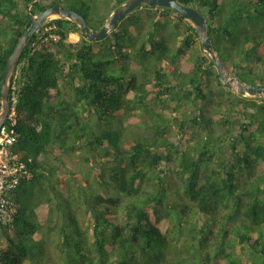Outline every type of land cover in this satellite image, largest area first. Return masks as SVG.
Masks as SVG:
<instances>
[{
	"label": "trees",
	"instance_id": "1",
	"mask_svg": "<svg viewBox=\"0 0 264 264\" xmlns=\"http://www.w3.org/2000/svg\"><path fill=\"white\" fill-rule=\"evenodd\" d=\"M127 1L0 0V109L8 60L32 16L61 6L99 31ZM177 1L205 16L230 74L264 87V0ZM42 36L49 43L34 48ZM199 39L187 18L148 5L103 41L66 18L44 24L10 89V100L14 93L19 100L13 150L31 177L12 196L14 228L4 232L0 264H264V98L228 91L209 56L179 69ZM162 106L173 120L157 111ZM144 114L150 123L134 130ZM227 142L230 160L216 155ZM83 151L100 170L104 195L93 188L76 196L51 162ZM81 202L87 227L77 215ZM53 232L61 238L58 259Z\"/></svg>",
	"mask_w": 264,
	"mask_h": 264
},
{
	"label": "water",
	"instance_id": "2",
	"mask_svg": "<svg viewBox=\"0 0 264 264\" xmlns=\"http://www.w3.org/2000/svg\"><path fill=\"white\" fill-rule=\"evenodd\" d=\"M143 5L171 9L191 21L196 26L197 34L201 39L203 51L208 53L212 61L215 63L225 88L228 91H232L234 89L233 85L239 83L246 96L264 98V87L248 86L242 82L240 78L229 79L227 77L225 73V63L222 57L215 52L212 41L208 35L209 23L206 21L205 16L197 9L184 6L177 0H128L111 15L107 23L99 31L92 30L88 26L85 17L76 10L54 6L46 9L37 16H32L33 23L31 27L20 38L8 60L1 85L2 104L0 109V129L7 121L10 112V84L14 78L21 56L25 48L30 44L34 36L42 29L48 20L51 18H66L67 20L74 22L87 39L92 41H103L106 39L110 31L117 28L121 21Z\"/></svg>",
	"mask_w": 264,
	"mask_h": 264
},
{
	"label": "rangeland",
	"instance_id": "3",
	"mask_svg": "<svg viewBox=\"0 0 264 264\" xmlns=\"http://www.w3.org/2000/svg\"><path fill=\"white\" fill-rule=\"evenodd\" d=\"M57 18H51L48 21L54 20ZM71 40L74 42H78L80 40L79 35H74L72 34L71 36ZM139 39L141 38L140 36H137ZM178 43H180V41H178ZM198 56L201 57H205V56H209L208 53L204 52L202 49V45H201V39H199L195 45V52H193L192 54H190L189 56L183 57L181 58L180 61H178L177 63V67L179 69H181L182 71H187L193 68V60L195 58H197ZM209 59H211V57L209 56ZM217 70V68H216ZM225 73L227 75V77L229 79L235 78V76H233L232 74H230L226 69H225ZM234 89L232 90V92L236 95H241L242 93H245L242 89V87L239 85V83H235L233 85ZM61 91L63 93V96L65 98V100L68 103H71L72 101V92L69 88H65V85L62 83L61 84ZM249 97V96H248ZM84 109V108H83ZM157 111L159 113H162L163 115H165L168 119L173 120V118L175 117V114L173 112H171L170 110H166L163 106L160 108H157ZM195 108L192 105H188L187 107V114H194L195 112ZM85 114V112H84ZM199 113H196V115H198ZM150 116L147 114L141 115V119L140 121L138 120V124L136 126H133L132 128L136 131H139L141 129V127L143 128V126L147 123H150ZM172 128L170 129V132L173 133L174 137L176 136V124H172ZM240 125V124H239ZM238 125V126H239ZM144 129V128H143ZM86 152H77L75 154H64L62 153L59 157L53 156L51 158V162L56 165L59 168V175L61 178H63L64 180L66 179L67 181H69V184L71 186V188L73 189L74 193L76 196L81 197V194L85 193V191H89L92 190L93 188H95L100 194L104 195V191L101 188V184L99 182V172L100 170L98 168H96L95 166H93V164L90 161V156L85 154ZM217 156H219L221 159L224 160H230L232 158V143L231 142H227L226 144H224L221 148V150H218V152L216 153ZM58 162H56V160ZM246 177V176H244ZM171 180H175L176 177L175 175H171L170 176ZM180 180L178 179L177 182L174 183L173 185V189H179L180 188ZM82 187V189H81ZM90 194V193H88ZM86 209V206H84L81 202L79 209L77 210V215L82 219V221H84L85 223V227H87V225H90V219L89 217L83 212V210ZM57 211V215L59 216L61 211L59 209L56 210ZM87 231L89 232V239H90V244L92 243V232L90 230V228H87ZM51 239V247H52V258L58 259L59 255L61 254V238L59 236L58 233H52L50 236ZM0 246L5 247L7 246V242L5 239H3L0 242Z\"/></svg>",
	"mask_w": 264,
	"mask_h": 264
},
{
	"label": "built area",
	"instance_id": "4",
	"mask_svg": "<svg viewBox=\"0 0 264 264\" xmlns=\"http://www.w3.org/2000/svg\"><path fill=\"white\" fill-rule=\"evenodd\" d=\"M47 29L45 32H48ZM50 39L58 41L59 38L50 35ZM49 43V38L42 36L34 48H41ZM10 89L16 91V85L11 82ZM11 108L7 121L0 129V241L4 232H11L14 228L15 203L12 196L20 186L21 180L30 178L31 173L25 163L20 162L18 154L14 153L13 147L17 142L19 125L17 107L18 96L14 93L10 100Z\"/></svg>",
	"mask_w": 264,
	"mask_h": 264
},
{
	"label": "crops",
	"instance_id": "5",
	"mask_svg": "<svg viewBox=\"0 0 264 264\" xmlns=\"http://www.w3.org/2000/svg\"><path fill=\"white\" fill-rule=\"evenodd\" d=\"M2 240H3V239H2ZM2 240H1V241H2ZM1 241H0V242H1Z\"/></svg>",
	"mask_w": 264,
	"mask_h": 264
}]
</instances>
